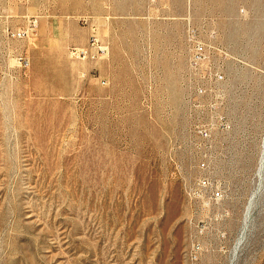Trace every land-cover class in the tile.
Instances as JSON below:
<instances>
[{"label":"rangeland","instance_id":"374dc122","mask_svg":"<svg viewBox=\"0 0 264 264\" xmlns=\"http://www.w3.org/2000/svg\"><path fill=\"white\" fill-rule=\"evenodd\" d=\"M188 21L228 53L210 205ZM0 264H264V0H0Z\"/></svg>","mask_w":264,"mask_h":264},{"label":"built area","instance_id":"2783aa9c","mask_svg":"<svg viewBox=\"0 0 264 264\" xmlns=\"http://www.w3.org/2000/svg\"><path fill=\"white\" fill-rule=\"evenodd\" d=\"M212 34H215L212 31ZM17 38H25L30 35V29L19 28L13 34ZM186 41L189 47V57L185 72V87L187 99L193 106L195 113L202 114L194 124L191 156L197 166L203 172L196 179L195 186L187 189L188 195L201 197L206 205L216 204L222 198V189L219 184L213 182L208 173V163L216 156V134L227 132L231 124L227 117L221 112L224 102L222 84L225 75L222 63L217 57L226 59L228 53L218 45L205 44L196 38V31L188 21L186 24ZM71 59L85 60L105 56L108 53V45L99 41L94 35L90 36L88 43L84 46L72 45L68 48ZM28 65V61H23ZM206 98V102L199 98ZM209 116L206 121L204 117ZM198 245H192L190 257L197 258Z\"/></svg>","mask_w":264,"mask_h":264},{"label":"crops","instance_id":"0c3cea01","mask_svg":"<svg viewBox=\"0 0 264 264\" xmlns=\"http://www.w3.org/2000/svg\"><path fill=\"white\" fill-rule=\"evenodd\" d=\"M90 36H92V34H91ZM84 45H86V44H84ZM84 45H75V46H84ZM71 46H72V45H71Z\"/></svg>","mask_w":264,"mask_h":264}]
</instances>
